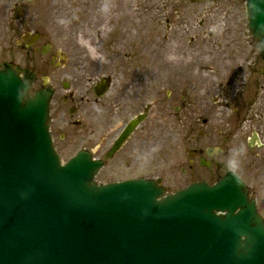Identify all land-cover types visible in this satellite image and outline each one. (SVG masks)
<instances>
[{
	"label": "water",
	"instance_id": "1",
	"mask_svg": "<svg viewBox=\"0 0 264 264\" xmlns=\"http://www.w3.org/2000/svg\"><path fill=\"white\" fill-rule=\"evenodd\" d=\"M247 13L264 58V0ZM32 80L0 69V264H264V222L238 176L168 195L153 180L98 185L87 152L62 165L52 92L32 97Z\"/></svg>",
	"mask_w": 264,
	"mask_h": 264
},
{
	"label": "flooded vegetation",
	"instance_id": "2",
	"mask_svg": "<svg viewBox=\"0 0 264 264\" xmlns=\"http://www.w3.org/2000/svg\"><path fill=\"white\" fill-rule=\"evenodd\" d=\"M148 2L93 0L92 39L96 48L93 51H69L62 46L56 49L52 43L58 37L56 29L45 22L38 25L30 13L17 14V20L21 19L23 23L21 32L16 35V43L24 50L21 55L24 62L12 64L19 70L33 73L32 90L52 89L50 131L57 151L62 155L64 142L75 134L73 141H79L78 151L85 150L94 160L102 162L100 171L112 166L119 172L117 178L113 176L101 183L143 178V174H128L127 171L139 165L140 172L146 171L142 158L147 162L146 148L155 138L150 141L148 131L151 129L152 133L156 123L165 133L175 132V127H180L179 136L183 133L182 140L186 139L189 148L190 174L206 170L213 172V179L218 181L228 171L223 157L228 155L230 146L237 157V170L235 168L234 172L246 181L250 174L254 185L250 194L264 219V114L261 112L264 108L257 106L255 116L248 114L243 117L242 126L239 123L236 128L232 127L230 134L226 133L224 126L214 127L211 119L215 107L207 99L202 100L203 104H197L188 93L195 85L192 77L194 68L190 64L184 66L181 59H185L186 52H175L176 44L171 38L176 13L180 9L187 16L185 22L192 20L193 14L184 11L191 5L205 2L210 9H231L229 15L233 22L237 20L238 25L246 28L237 41H245L246 45L238 54L233 51L229 55L251 58L244 62L246 71L255 73L257 55L261 56L260 43L248 32L246 1L203 0L195 3L190 0H157L159 11L165 17V31L160 29L159 20L155 24L147 22ZM154 33L156 36L152 38L160 40L163 46L160 44L162 51L155 52V65L149 68L148 58L151 56H148L147 41L148 35ZM193 42L194 38L188 41L190 48L194 47ZM182 43L186 45V40ZM153 68L155 72H149ZM259 71L263 75L264 67ZM247 74L245 72L240 78ZM244 87L241 100L246 98ZM256 101L247 98L240 111L245 107L251 108ZM132 123L135 124L134 129L125 137ZM247 123L252 126L251 130ZM163 138L161 135L163 145L180 146L179 141L171 143ZM240 139L243 141L235 145V141ZM141 152L144 153L142 158ZM221 172H224L222 176ZM192 178H189L190 183H214L209 178Z\"/></svg>",
	"mask_w": 264,
	"mask_h": 264
},
{
	"label": "rangeland",
	"instance_id": "3",
	"mask_svg": "<svg viewBox=\"0 0 264 264\" xmlns=\"http://www.w3.org/2000/svg\"><path fill=\"white\" fill-rule=\"evenodd\" d=\"M133 2V1H132ZM83 3V6H80ZM146 20L148 23L155 24L159 20L161 30L165 31L167 27L163 24L165 19L163 13L159 11L157 0H149L147 4ZM213 8V7H212ZM210 9L209 5L204 3L191 5L184 10L186 13H191L192 20L185 22L186 15L182 14L181 9L176 13L177 19L172 27L171 37L176 44L175 52L184 51L185 59H181L184 66L189 64L193 66L194 73L192 77L195 85L190 88L188 93L196 101L197 104H203L204 99L211 102L215 107V112L212 116V125L214 127H225L227 134H230V129L242 126L241 119L250 114L255 116L257 106L264 108V74H260L264 67V60L260 55L256 63L255 73L250 74L247 69L246 60L251 59L245 56L235 58L230 56L233 51L238 52L245 47V41H237V37L245 31L246 28L237 24V20L233 22V17L229 15L228 8ZM94 9L93 0H35L26 2L25 0H0V63H15L21 65L24 62L21 56L24 53L22 47L16 43V35L22 30V20H17V14L30 13L39 25L43 22L50 24L56 29L58 37L53 40L56 49L62 48L69 51H93L95 45L93 42L94 34L92 28ZM244 12V9H242ZM36 16H35V14ZM170 13V12H169ZM155 35H148L147 51L149 60V68L155 65L156 51H162L160 48L161 41L157 40ZM151 36V37H150ZM156 36V35H155ZM194 38L193 48H190L188 41ZM157 40V41H156ZM186 45L183 46V43ZM174 43L172 48L174 47ZM179 43V44H178ZM163 46V43L161 44ZM179 46V48H178ZM152 53V55H151ZM155 72L153 70H149ZM248 74L245 78H240V75ZM245 89L244 100L241 92ZM261 88V89H260ZM34 92L35 90H31ZM250 99H257L256 103L250 108L245 107L244 111H240L241 104ZM262 109V108H259ZM263 114L264 112L261 111ZM154 114H152L153 116ZM249 130L252 126L247 123ZM175 132L165 133L166 131L160 128L158 123L148 131L150 141L147 150V162L142 158L144 155L141 152L142 161L145 163L146 171H139V166L135 169L127 171V173L143 174L147 178H151L161 183L168 192H174L190 184V177L193 178H209L215 182L212 176L213 172L204 170H196L194 174H190L189 165V148L186 145V139L182 140L180 127H175ZM163 135V140L173 142L179 141L180 146L174 148L173 144H164L160 137ZM76 138L75 134H71L65 143V150L62 152L61 158L67 160L79 148V141H73ZM177 138V139H176ZM72 140V141H69ZM240 141H235L238 145ZM228 155L223 159L226 162L227 170L236 168V154L231 147L227 148ZM244 152L247 149L243 150ZM185 170V172H184ZM237 170V168H236ZM101 174V175H99ZM224 172H221V176ZM97 181L104 182L117 178L119 172L114 167L107 166L103 171L97 173ZM219 175V176H220ZM192 178V179H193ZM195 178V179H196ZM249 191L254 189L250 174L246 177ZM264 196V187H263ZM264 202V197H263Z\"/></svg>",
	"mask_w": 264,
	"mask_h": 264
}]
</instances>
